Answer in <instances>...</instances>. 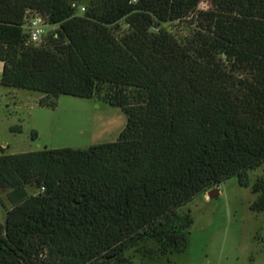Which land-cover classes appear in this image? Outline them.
I'll use <instances>...</instances> for the list:
<instances>
[{"label": "trees", "instance_id": "1", "mask_svg": "<svg viewBox=\"0 0 264 264\" xmlns=\"http://www.w3.org/2000/svg\"><path fill=\"white\" fill-rule=\"evenodd\" d=\"M200 1L0 0L1 85L55 108L109 83L127 116L114 141L0 154V264H138L125 253L146 240L181 252L182 207L232 176L264 210V168L248 175L264 164V0ZM27 9L57 26L40 44Z\"/></svg>", "mask_w": 264, "mask_h": 264}, {"label": "rangeland", "instance_id": "2", "mask_svg": "<svg viewBox=\"0 0 264 264\" xmlns=\"http://www.w3.org/2000/svg\"><path fill=\"white\" fill-rule=\"evenodd\" d=\"M84 5L85 2L76 4L77 7ZM208 7L205 0L199 2L198 9ZM82 8L77 13L81 14ZM187 25H174L173 28L180 34H186L189 32ZM56 27H47L46 31H53ZM123 31L125 27L121 25L119 33ZM10 88L0 87V154H7V142L21 144L17 150H10L21 152L44 147L86 148L102 139L103 133L104 142L111 140L112 134L118 137V132L126 125V113L114 98L118 86L100 82L93 98L61 95L55 108L45 107L36 111L40 134L34 137V132L28 127L29 113L33 111L30 107L36 105V109L40 108L39 100L43 94L27 97L26 92L30 90ZM13 123L22 124L20 134L8 131V125ZM98 123L103 124L104 129H99ZM263 168L264 164L248 172L251 182L262 175ZM212 188L217 189V194L209 196L208 191ZM212 188L196 195L182 207L192 218L183 251L160 255L156 242L146 240L125 255L138 264H263L264 210L254 212L250 209L257 194L250 186L240 185L236 176ZM26 192L36 194L39 189L26 185ZM10 206L7 191L0 189V220L4 221L5 210Z\"/></svg>", "mask_w": 264, "mask_h": 264}, {"label": "built area", "instance_id": "3", "mask_svg": "<svg viewBox=\"0 0 264 264\" xmlns=\"http://www.w3.org/2000/svg\"><path fill=\"white\" fill-rule=\"evenodd\" d=\"M84 10V8H82ZM56 26L47 22L46 18L35 10L27 9L21 25L23 33L26 35L27 43L40 44L49 32L47 27Z\"/></svg>", "mask_w": 264, "mask_h": 264}, {"label": "crops", "instance_id": "4", "mask_svg": "<svg viewBox=\"0 0 264 264\" xmlns=\"http://www.w3.org/2000/svg\"><path fill=\"white\" fill-rule=\"evenodd\" d=\"M2 69H3V62L2 61H0V76H1V72H2ZM0 87H3V86H1V84H0ZM5 87V86H4ZM9 88V87H8ZM10 89H13V90H15L14 88H10ZM27 93V97H31L32 95H38V96H41L42 94H39V93H37V92H34V91H27L26 92ZM37 96V97H38ZM36 97V96H35ZM30 109H32L31 111V113H29V117H30V119H29V126L28 127H30L31 128V130H32V132H34V137H37L39 134H40V127H39V122L35 119V116H36V111H39V109H46L45 107H40V108H38V109H36V105H33V106H31L30 107ZM33 115V116H32ZM33 117V118H32ZM102 123L104 124V121H102ZM102 124V125H103ZM101 124H99L98 123V128L100 129H104V126H102ZM22 128H23V126H22V124H20V123H13L12 125L10 124V125H8V131L10 132V133H16V134H20L23 130H22ZM120 133V131L118 132V134ZM117 134V135H118ZM15 135V134H14ZM19 136V135H18ZM110 137L112 138L111 140H109V141H113V140H115L117 137L115 136V137H113V134L112 135H110ZM100 138H102V139H100L99 141H97L96 143H98V142H104V133H103V135H101V137ZM7 149H9L8 150V152L7 153H19V152H21V151H10V150H17V148L19 147V145H21V144H19L18 142H16V143H14L13 145H11L9 142H7ZM44 148H47V147H44ZM7 151V150H6ZM22 151H24V150H22ZM31 151H33V150H31ZM0 222L1 223H3V220H0Z\"/></svg>", "mask_w": 264, "mask_h": 264}, {"label": "water", "instance_id": "5", "mask_svg": "<svg viewBox=\"0 0 264 264\" xmlns=\"http://www.w3.org/2000/svg\"><path fill=\"white\" fill-rule=\"evenodd\" d=\"M217 189L216 188H212L211 190L208 191V195L212 196V194H217Z\"/></svg>", "mask_w": 264, "mask_h": 264}]
</instances>
